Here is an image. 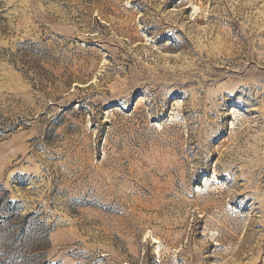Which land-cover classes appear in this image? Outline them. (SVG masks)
Returning a JSON list of instances; mask_svg holds the SVG:
<instances>
[{"label":"rangeland","instance_id":"rangeland-1","mask_svg":"<svg viewBox=\"0 0 264 264\" xmlns=\"http://www.w3.org/2000/svg\"><path fill=\"white\" fill-rule=\"evenodd\" d=\"M7 201L0 264H264V0H0Z\"/></svg>","mask_w":264,"mask_h":264},{"label":"trees","instance_id":"trees-1","mask_svg":"<svg viewBox=\"0 0 264 264\" xmlns=\"http://www.w3.org/2000/svg\"><path fill=\"white\" fill-rule=\"evenodd\" d=\"M7 200L8 197H7ZM6 211H4V215H2L1 217V223L0 226L3 227V231H7L10 232L14 229H16L15 227H19V226H24V228H22L18 234V236H14L10 239V241L8 243L3 242L1 243L4 246V252L7 250V252L9 253L10 251H13L14 249L20 247L21 244V237H29L30 231L26 230V226L24 225V221L25 219L31 217H24V218H19V209H13L11 207V203L9 201L6 202ZM32 235H34L35 231L34 229H32L31 231ZM39 237V239H35L33 238V240L31 241V243H29V245H27V249H28V254L27 256H21L19 258L13 257L10 260L12 261V263L17 264L16 262L18 261H22V260H27V261H34L35 259H37L38 255L37 253L40 252L42 250V248H44L41 244L42 243H46V239H44V237L37 235ZM5 247L7 249H5ZM3 252V253H4ZM2 253V254H3ZM2 257V255H1ZM5 264V263H4Z\"/></svg>","mask_w":264,"mask_h":264}]
</instances>
